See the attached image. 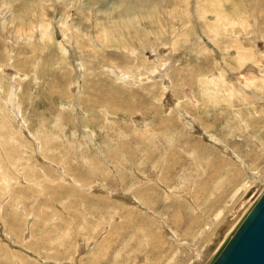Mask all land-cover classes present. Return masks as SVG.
<instances>
[{"label":"rangeland","instance_id":"1","mask_svg":"<svg viewBox=\"0 0 264 264\" xmlns=\"http://www.w3.org/2000/svg\"><path fill=\"white\" fill-rule=\"evenodd\" d=\"M263 190L264 0H0V264H208Z\"/></svg>","mask_w":264,"mask_h":264},{"label":"water","instance_id":"2","mask_svg":"<svg viewBox=\"0 0 264 264\" xmlns=\"http://www.w3.org/2000/svg\"><path fill=\"white\" fill-rule=\"evenodd\" d=\"M208 264H264V190Z\"/></svg>","mask_w":264,"mask_h":264},{"label":"bare ground","instance_id":"3","mask_svg":"<svg viewBox=\"0 0 264 264\" xmlns=\"http://www.w3.org/2000/svg\"><path fill=\"white\" fill-rule=\"evenodd\" d=\"M108 34H109V33H108ZM177 158H178V157H177ZM149 163H150V162H149ZM145 164H146V163H145ZM150 169H151V168H150ZM153 170H154V169H153ZM153 173H154V172L151 170V174H153ZM151 174H150V175L148 174V175H149V176H153V175H151ZM155 175H156V174H155ZM146 176H147V175H146ZM160 177H161V176H160ZM160 177H159V178H160ZM159 178H158V179H159ZM147 179H153V178H148V177H147ZM158 179H157V180H158ZM157 180L155 179L154 181L157 182ZM162 181H163V180H162ZM160 182H161V180H160ZM147 183H148V181H147ZM147 186H148V185H147ZM150 187H151V186H150ZM145 189H146V188H145ZM142 190H143V189H142ZM143 192H144V191H143ZM154 192H155V191H154ZM126 193L128 194V192H126ZM234 194H235V193H234ZM234 194H233L232 196H234ZM143 195H144V194H143ZM123 196H124V195H123ZM125 197H126V196H125ZM133 197H134V196H133ZM149 197H150V196H149ZM193 197H194V196H193ZM138 199H139V198H138ZM143 199H144V198H143ZM136 200H137V199H136ZM136 200H135V201H136ZM135 201H134V198H133L130 202L132 203V202H135ZM193 201H194V199H193ZM140 202H141V201H140ZM140 202H137L138 205H139ZM142 202H143V201H142ZM142 202H141L140 204H142ZM125 203H126V202H125ZM135 203H136V202H135ZM144 203H145V202H144ZM143 205H144V204H143ZM147 205H148V204H147ZM193 205H194V204H193ZM177 206H178V205H177ZM187 206H188V205H187ZM146 209H147V208H146ZM216 211H217V210H216ZM216 213H217V212H216ZM217 216H218V215H217ZM217 216H216V217H217ZM241 219H242V218H241ZM144 220H145V219H144ZM190 220H192V219H190ZM237 221H238V220H237V216H234V215H233V217L229 218V220H226V221L224 220L219 226H216L217 228L215 229V231H218V232H217V234L214 233V236H213V237L216 239V237H219L220 234H222V233H227L229 229L231 230L232 225H233V224H236ZM190 222H192V221H190ZM239 222H240V221H239ZM189 224H190V223H189ZM131 226H132V225H131ZM189 226H190V225H189ZM236 226H237V225H236ZM137 227H138V225H137ZM131 228H132V227H131ZM133 228H134V226H133ZM133 228H132V229H133ZM135 229H136V227H135ZM140 229H141V227H140ZM142 229H143V228H142ZM145 229H146V228H145ZM133 230H134V229H133ZM233 230H234V229H233ZM233 230H232V231H233ZM142 231H143V230H142ZM145 232H146V231H145ZM132 233H133V232H132ZM203 234H204V233H203ZM171 235H172V234H171ZM223 235H224V234H223ZM142 239H143V238H142ZM144 239H145V238H144ZM144 242H145V241H144ZM144 242H143V243H144ZM207 243H208V242H207ZM203 254H204V253H203ZM205 255H206V252H205ZM195 256H196V257H197V256H198V257H201V256H202V253H201V254H200V253H197ZM141 258H142V262H143V261H144L143 259H145L143 256H138V257H137V261H140ZM196 259H197V258H196ZM196 259H195V260H196ZM145 260H146V259H145ZM137 261H136V264L138 263ZM133 263H134V262H133ZM144 263L146 264L147 262H144Z\"/></svg>","mask_w":264,"mask_h":264}]
</instances>
